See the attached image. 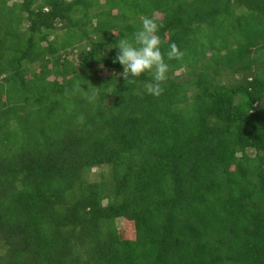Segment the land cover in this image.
Segmentation results:
<instances>
[{
  "label": "trees",
  "instance_id": "trees-1",
  "mask_svg": "<svg viewBox=\"0 0 264 264\" xmlns=\"http://www.w3.org/2000/svg\"><path fill=\"white\" fill-rule=\"evenodd\" d=\"M0 264H264V0H0Z\"/></svg>",
  "mask_w": 264,
  "mask_h": 264
},
{
  "label": "clouds",
  "instance_id": "clouds-1",
  "mask_svg": "<svg viewBox=\"0 0 264 264\" xmlns=\"http://www.w3.org/2000/svg\"><path fill=\"white\" fill-rule=\"evenodd\" d=\"M160 27L161 24L155 17L146 16L141 21V27L131 36L124 35L117 44L109 46L119 50L114 62L123 66L125 78H139L146 73L151 75L146 90L148 94L155 96L162 93V84L167 81L169 71L162 51L163 42L158 36ZM168 49V59L183 55L175 43L170 44Z\"/></svg>",
  "mask_w": 264,
  "mask_h": 264
},
{
  "label": "rangeland",
  "instance_id": "rangeland-1",
  "mask_svg": "<svg viewBox=\"0 0 264 264\" xmlns=\"http://www.w3.org/2000/svg\"><path fill=\"white\" fill-rule=\"evenodd\" d=\"M157 18H162V15H157ZM103 76H107L109 73L105 70L102 71L101 73ZM95 172H97V170H95ZM123 222L120 224L121 226H123Z\"/></svg>",
  "mask_w": 264,
  "mask_h": 264
}]
</instances>
